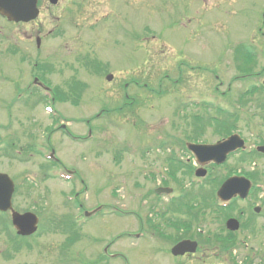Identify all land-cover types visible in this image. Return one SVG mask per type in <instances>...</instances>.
Wrapping results in <instances>:
<instances>
[{"label": "rangeland", "instance_id": "rangeland-1", "mask_svg": "<svg viewBox=\"0 0 264 264\" xmlns=\"http://www.w3.org/2000/svg\"><path fill=\"white\" fill-rule=\"evenodd\" d=\"M40 5L39 16L29 23H7L0 18V126L3 128L0 135L14 139L17 148L45 144L48 136L51 137L49 145L59 165L76 170L79 175L70 185L60 180L56 166L44 162L51 168L49 176L42 175L41 180L37 155L25 156L31 157L36 166L26 161H8L2 156L6 149L0 150V169L19 184L15 206L19 210H33L41 221L35 238L28 240L30 249L15 252L7 259L0 254V264H58L56 250L51 255L42 250L43 246L58 247L59 241L55 231L46 232L45 221L70 208L62 204L64 195L72 193L70 187L76 190L71 198L78 193L75 200L85 208L106 203L120 208L122 215L114 211L111 215L89 217L83 227L88 242L75 252L73 264H79L78 259L87 258L91 252L98 255L103 245L123 256L111 262L104 260L103 264H176L181 259L172 257L167 249L175 240L173 236L176 240L185 235L197 236V226L205 231L203 236L212 235V231L218 233L215 218L219 213L213 199L218 183L213 179L203 187H193L188 182L190 171L175 164L173 172L164 157L180 160L186 156L185 148L177 141L189 137L187 128L196 129L187 126L186 118L190 121L192 113L206 117L220 115L213 105L224 107L236 116L235 123L225 117L227 128L235 125L245 139L246 150L255 149L257 138H264V117L256 106L263 101L262 95L258 97L255 93L253 98H258L248 106L238 103V107H231L228 102L229 97L235 98L252 82L264 78L263 75L245 81L233 80L238 72L232 60L235 47L242 44L258 56L256 69L264 66V0H58L56 4L40 0ZM36 36L40 37L39 46ZM9 49L17 50V54L11 55ZM93 59L98 62L87 66V60ZM40 60L53 66L50 75L42 71L50 84L62 86L65 91L68 82L72 89L65 94L67 99L53 104L60 118L54 119L55 115L50 118L43 100L35 102V94H30L34 79L32 65ZM108 74H112L110 80L105 79ZM82 82L87 87L81 100L76 101L75 93L82 89ZM229 85L232 89L222 94ZM28 90L31 92L26 103L23 99ZM17 92L22 97L15 100ZM124 93L129 99L124 98ZM196 99L213 105L205 111L203 103L200 106L193 103ZM61 123L74 135L82 137L91 131L94 136L88 141H70L59 128ZM210 125L200 140L214 143L220 135ZM161 142H165L163 148ZM117 150L124 152L117 153L120 159L116 157ZM242 156L229 155L225 166L215 171L224 177L229 168L237 172L252 171L257 174L255 182L264 184V157L252 153L240 160ZM186 157L194 166L193 157ZM28 173L39 175L37 185L24 183L23 176ZM85 185L87 189L83 190ZM160 185L171 187L173 192L157 198L153 191ZM110 193H116L117 197ZM262 195L264 192L253 190L252 204L261 200ZM177 198H181L178 203ZM149 203L162 211L157 215L160 232L173 234L170 238L165 236L163 245L150 239L156 214L150 213ZM192 203L200 205L189 215L191 223L187 221L185 227L189 232L184 227L182 231L171 227L174 219H187L183 211ZM248 203L249 200L239 202L234 212L246 208ZM127 210L135 214L125 213ZM263 225L264 218L258 217L253 233L246 228L236 233L247 240L245 245L238 239L228 246L221 243L214 247L213 239L205 245L211 252L218 251L220 264H239L247 258L252 264H264ZM6 228L11 233L8 225ZM138 229L147 236L141 240L131 236ZM127 233L131 235L128 237ZM3 236L4 231L0 234V251L4 246ZM200 238L204 243V237ZM200 261L192 258L182 264H215L212 259L207 263L205 258Z\"/></svg>", "mask_w": 264, "mask_h": 264}, {"label": "flooded vegetation", "instance_id": "flooded-vegetation-1", "mask_svg": "<svg viewBox=\"0 0 264 264\" xmlns=\"http://www.w3.org/2000/svg\"><path fill=\"white\" fill-rule=\"evenodd\" d=\"M250 201V203H248V205L246 206V208H243L241 210H239V212H234L237 208V204L239 202H247V201ZM254 200V196H253V193H249L248 197L246 199H243V200H238L237 198L235 199H232L230 201V204L228 205V207H226V209H223V211L225 213H227V216H221V215H218L216 218H215V221L218 223V233L216 238H218L216 240V243H215V247H217L218 245H221V243H226V246L228 245H232L235 243V241L238 239L240 244L242 245H245L247 243V240L246 239H243V238H240V236H237L236 233H238V231L241 229V228H246L248 229L251 233H253L254 229H252L253 227H255V222L257 221V218L259 217L260 219H263L264 218V195H262L261 197V200H255L254 201V204H252ZM250 205L251 209L249 211L248 209V206ZM81 206V204H80ZM254 206H257L258 209H253ZM249 207V208H250ZM232 210V211H231ZM63 212H65L63 210ZM67 212V213H66ZM65 212V214H61L60 216H58L57 220H56V226H58L60 228V231L62 233H65L67 235V237L65 238L64 242H62L61 244V247H60V250L61 251H64V254L65 255L66 253H70L71 256H70V260L72 261V264L74 263V254L75 252L77 253V250L78 249H81V245L82 243H85L87 244V234H85L86 232L83 231V227L86 226V222H88V219L84 218L85 216L88 217L89 215H86V212L85 210L81 211V209L79 208H74V209H70V210H67ZM161 215V213H159ZM185 215H187L185 213ZM159 216V215H158ZM227 217V218H226ZM230 217H234L238 220L239 222V227H238V230L237 231H229L227 229V226H226V220ZM185 220H187L186 218L185 219H176V221L178 223H183ZM157 219H154V221H152V227H151V231H154L155 229L158 228V223H157ZM187 224V222H186ZM221 224V225H220ZM178 225V224H176ZM261 228L264 230V225L261 226ZM142 231V233H137L136 234V237L138 238L139 236L141 235H144L146 236V232L142 229H139ZM232 232V233H230ZM84 233V234H82ZM222 234H225L229 237V234L231 239L227 238L226 239V242H224L222 240V242H220L219 239H221V235ZM83 236V238H85V240H80V238ZM167 236L168 238H170V235L167 233V235H164L163 237ZM197 243H198V252L200 251V255L202 257H204L205 255L209 256L211 255L209 253V247L208 246H204L202 244V242H199V238L196 239ZM244 242V243H243ZM257 246H260L259 244H257ZM263 246V244H262ZM248 247V246H246ZM83 249H85L83 247ZM94 252H91L90 255L87 257V258H80L78 259V263L79 264H103V261L104 260H109V262H111L113 259L115 258H119V257H123L122 254L120 252H112V251H109V247L108 245H103V248H102V252L99 253L98 255L95 254L94 256ZM212 254H214V261H215V264H220V255L218 254V251L216 252H213ZM194 254H188L186 253L185 255L183 256H177V257H174V258H180L181 260H189L191 258H194L193 257ZM258 255V254H257ZM247 258V257H245ZM76 259V258H75ZM239 264H252L250 258H247L246 261H240Z\"/></svg>", "mask_w": 264, "mask_h": 264}, {"label": "water", "instance_id": "water-1", "mask_svg": "<svg viewBox=\"0 0 264 264\" xmlns=\"http://www.w3.org/2000/svg\"><path fill=\"white\" fill-rule=\"evenodd\" d=\"M51 3H56L57 0H50ZM38 10L36 8V0H0V14L6 16L11 21H29L36 17ZM39 41V40H38ZM111 76H108L110 79ZM238 147H243V140L237 134L229 136L223 141H218L212 145L190 144L189 148L193 150L200 163L213 160L217 163L224 161L226 154L235 150ZM264 152V146L258 147ZM203 172L198 171L197 174ZM249 181L244 177H229L223 182L217 194L222 199H228L230 196L240 194L245 196L249 189ZM169 190V189H168ZM13 191L11 179L6 174L0 173V209L6 210L10 208V198ZM157 191H161L158 189ZM13 223L18 229V233L29 234L35 230L37 218L31 213L19 214L12 213ZM232 228H236V223L233 219L228 221ZM195 242L183 241L175 245L172 249L173 254H183L186 251L195 250Z\"/></svg>", "mask_w": 264, "mask_h": 264}, {"label": "trees", "instance_id": "trees-1", "mask_svg": "<svg viewBox=\"0 0 264 264\" xmlns=\"http://www.w3.org/2000/svg\"><path fill=\"white\" fill-rule=\"evenodd\" d=\"M244 46L241 44L239 46H237L235 49L238 51L234 52V60L236 62V66L239 72L243 73L245 76H247V73H249L252 69L253 66L255 64V60L253 61L250 57L251 55L249 54V52H244L243 49ZM15 52H9L11 53V55H16V50L14 49ZM91 61H87V66L90 64ZM33 69L37 72H42V71H47V73H51V71H53V66L49 63L46 62H41V61H36L33 65ZM71 80H75V79H71ZM80 82V81H79ZM85 84H81L82 89L79 90L78 92L75 93V96L77 97L76 101H78L80 99V96L82 94V91L85 88ZM68 90L63 91L61 87L57 86L55 88V100H63V99H67V97H65V94H67L68 92H71L72 89L68 86L67 87ZM65 97V98H64ZM63 98V99H62ZM75 101V103H76ZM228 102L230 105H233L234 100L233 99H228ZM235 102L241 104V105H245L247 103V91H244L242 93L239 94L238 99H235ZM216 111L218 113L223 112V114L229 113V111H226L225 109H221L220 107H218L216 109ZM226 116L229 117L230 120L232 121H236L232 118V116L229 115H224V117L221 120H218V122L216 123L217 128L216 129H224L226 130L228 133L231 131L230 128H227V121H226ZM211 119H213V117H211ZM210 123V122H208ZM1 127V126H0ZM220 127V128H218ZM0 143L3 144V146L0 148V150L6 149L4 150V156H7V158H11L14 157V151L12 150L13 148H15V144H13V139L11 137H3L2 135H0ZM27 150H31L33 152H36L37 150L34 149L32 146H29L27 148ZM23 153L25 151V149H22ZM30 152V151H29ZM240 160H245V156L243 155L242 157H240Z\"/></svg>", "mask_w": 264, "mask_h": 264}]
</instances>
